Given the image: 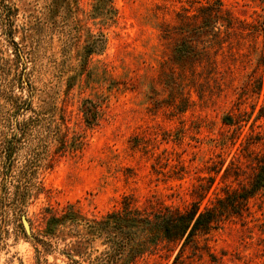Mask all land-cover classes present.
I'll return each mask as SVG.
<instances>
[{
    "label": "rangeland",
    "instance_id": "obj_1",
    "mask_svg": "<svg viewBox=\"0 0 264 264\" xmlns=\"http://www.w3.org/2000/svg\"><path fill=\"white\" fill-rule=\"evenodd\" d=\"M207 1L215 2L111 0L104 10L114 17L96 18L95 0H73L76 22L52 24L49 0H12L18 27L34 30L17 34L20 56L0 32L8 75L0 89L10 82L9 92L31 103L18 119L33 125L18 133L0 94V156L2 139L23 141L15 143L9 196L26 172L39 168L25 210L28 235L15 207L3 203L0 159V264H69L64 253L72 239L44 235L48 218L70 206L82 222H97L124 196L139 207L151 201L184 209L199 196L206 206L249 185L254 160L264 162V117L258 118L264 114V0H221L237 19L236 30L199 61L181 58L176 46L192 38L180 24L188 17L195 24ZM100 34L105 52L84 57ZM38 240L50 242L51 251ZM195 248L178 262L177 251L164 247L134 264H264V190L242 218L200 238Z\"/></svg>",
    "mask_w": 264,
    "mask_h": 264
},
{
    "label": "trees",
    "instance_id": "obj_2",
    "mask_svg": "<svg viewBox=\"0 0 264 264\" xmlns=\"http://www.w3.org/2000/svg\"><path fill=\"white\" fill-rule=\"evenodd\" d=\"M95 1L96 18L114 17L115 12L109 13L104 10L105 7L111 6V0ZM72 2L73 0H49L45 10L49 19L53 21L52 24H56L59 19L68 24L76 22ZM17 15L18 9L12 0H0L1 36L5 37L14 53L20 56L23 50L20 48V43L15 41L17 34L25 30H27L26 33L31 34L34 29L19 28L16 23ZM194 20L196 22L193 25L189 23L190 17L180 24L188 33L186 37L192 38L188 43L186 40L176 46L178 50L176 54L184 59L193 57L199 61L214 47L223 48L229 34L236 30L237 19L225 8L221 0H215L213 3L207 1L201 5ZM42 26L43 23L40 22L36 30L40 31L43 29ZM24 37L27 36L24 35ZM105 49L106 38L100 34L87 43L83 55L90 57L94 54H102ZM2 61L3 58H0V79L8 77L3 70ZM27 82L26 87L29 88V81ZM4 85L1 86L0 94L5 102L3 106L5 117L7 116V121L13 118L14 128L18 133L22 132L26 135L29 131L31 132L30 125L33 124L31 120L21 122L18 117L22 112L31 109V103L10 93L9 89H12L10 82ZM261 117H264V114L260 113L258 118ZM86 122L89 125L92 124L90 118H87ZM15 143L22 145L23 141L16 136L11 140L2 139L4 151L0 159L4 165L2 180L7 196L4 197L3 203L5 205L7 201V205H13L16 215L22 219L26 217L25 210L30 200L33 199L34 189H38L34 180L39 166L32 172L24 174L18 181L20 186H17V191L13 197H10L7 184L12 180L13 168L16 165ZM254 161L257 162V166L249 185L225 191L222 197L216 198L210 205L202 206L205 197L199 196L184 209L162 203L154 204L151 201L139 207L133 197L124 196L118 209L108 213L97 222H82L73 206H70L62 212L61 216L53 215L48 218L44 236L48 239L59 237L66 240L67 238L72 239L64 253L69 264H134L139 258L156 254L164 247L171 253L177 251L174 261L178 262L188 248L199 251V248L195 247L199 245L200 238L221 230L228 223L242 218L244 213L248 212L250 201L264 190V162L257 159ZM24 235L28 239L31 238L25 232ZM38 241L47 253L53 248L50 242ZM97 243L103 248L102 250L95 246Z\"/></svg>",
    "mask_w": 264,
    "mask_h": 264
},
{
    "label": "water",
    "instance_id": "obj_3",
    "mask_svg": "<svg viewBox=\"0 0 264 264\" xmlns=\"http://www.w3.org/2000/svg\"><path fill=\"white\" fill-rule=\"evenodd\" d=\"M22 222H23V225H24V228H25L27 234L29 235L31 233V230H30V226L28 224L27 218L23 217Z\"/></svg>",
    "mask_w": 264,
    "mask_h": 264
}]
</instances>
